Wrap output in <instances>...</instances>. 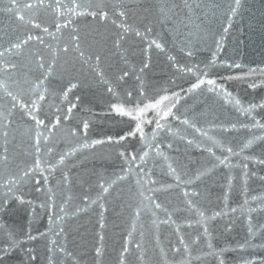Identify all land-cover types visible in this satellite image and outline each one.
Segmentation results:
<instances>
[{
	"label": "water",
	"instance_id": "water-1",
	"mask_svg": "<svg viewBox=\"0 0 264 264\" xmlns=\"http://www.w3.org/2000/svg\"><path fill=\"white\" fill-rule=\"evenodd\" d=\"M96 2L106 6L110 17L113 11L122 9L133 29L143 33L146 28H151V32L146 36L130 32L120 46L115 47L113 42L118 29L112 23L102 22L99 18H78L81 47L86 56L100 55L98 67L103 79L97 73L94 59L85 63L79 60L74 51L59 52L53 65V75L46 81L49 95H46V103L42 105L41 119L47 123L59 115L61 124L54 131L53 141L48 144L53 152L48 154L45 148L42 158L55 163L58 154L74 147L78 150L66 160L65 165L58 166L50 173L45 171L37 175L35 180H39V184L30 177L14 188L15 195L23 196L31 204L16 201L8 187L2 186L9 176L21 175V170L34 160L31 133L27 131L32 122L20 111L14 112V123L8 129L6 145L9 159L0 165V202L4 205V211L0 212V223L4 225L0 229V247L9 243V232L15 234L20 247L5 257L4 264H49V259L52 264H119L120 252L128 239L127 233L132 231L134 209L141 206L142 199L139 195L142 189L136 183L140 179L137 175L139 169L134 164L133 170L128 172V165L121 153L142 154L148 148L139 134L119 143L107 141L109 136L117 140L131 131L136 123L134 119L112 111L111 106L124 104L134 107L136 103L143 106V103L173 93L180 94L179 102L173 109L180 120L170 117L167 127L158 130L154 140L152 133L155 123L144 126L148 142L153 146L158 144L169 159L150 152L147 165L143 167L146 172L151 169L150 175L157 181L147 187L160 188L173 184L171 189L158 192L156 198L172 212L176 224L156 227L152 223L155 217L151 212H142L132 233L133 244L129 246L127 264H180L184 259L190 260L191 264H219L220 257L215 253L222 250L225 264H243L244 260L259 264L260 260H264V207L259 199L252 200V197L264 196V165L245 157L264 159V140L257 139L242 153L230 157L234 165L232 168L219 165L215 160V156L223 157L227 153L224 147L215 146L214 141L239 152L243 144L254 136H264V129L252 127L254 120L264 123V108L257 107L248 115L222 95L208 91L205 85L188 92L187 89L196 83L197 76L181 71V67L206 69L207 78L223 84L245 107L264 102V0H242L238 15L232 17L227 33L223 29L227 27L232 0H189L191 11L184 7L182 0ZM10 6L8 0H0V36L3 37L0 43L5 46L9 38L26 31L42 35L45 44H51L52 49L58 50V45L62 47L64 42L69 41L67 29L53 39L31 25L22 24L15 12L7 11ZM162 7L166 13L161 12ZM168 8H172V11H167ZM24 15L28 18L30 13L25 11ZM33 18L55 32V14L51 8L40 9ZM112 18L120 22L118 16ZM151 40L161 43L163 49L155 46L149 48ZM218 42H221L219 50ZM52 49L31 43L23 56L14 58L19 66L16 78L29 81L40 78L35 56L28 53H39L47 62L52 59ZM214 55L215 62L212 63ZM125 72L128 75L120 79ZM69 80L77 87L64 99L63 91L68 87ZM252 84L257 87H251ZM109 86L114 92L108 91ZM2 103L7 105L8 98L5 97ZM71 103L75 107L66 120L64 117ZM147 118L152 119L153 112L150 111ZM185 118L208 135L204 136L183 124ZM85 121L89 124L86 135L82 131ZM233 124L236 128L231 127ZM93 140L105 142L87 148L79 147L85 142L91 144ZM0 145H3V139H0ZM209 147L213 148L215 156L207 151ZM169 163L183 179L194 178L199 172L211 170L188 186L189 190L195 188L200 193L194 199L205 215H211L214 211L225 213L205 222L210 235H205L203 224L195 223L199 217L185 210L181 191L183 185L175 187L174 178L168 170ZM242 164L248 165L247 178ZM123 172H128L126 178L105 194L102 201L104 209L100 208L99 201L96 204L89 202L100 193L101 182H110ZM44 176H47V181L42 178ZM229 178L232 181L230 190ZM149 194L145 192V195ZM84 197H89V201H85ZM245 200L248 202L245 203ZM41 204L44 207H40ZM62 206L69 215L64 216L60 211ZM84 207L86 211L71 215L76 209ZM233 208L235 212L231 211ZM253 208L256 211L250 212L249 209ZM101 213L104 223L102 230ZM60 216H64V219L60 220ZM157 216L166 219L163 212L157 211ZM187 220L192 221L191 226L186 223ZM250 223L253 227L251 233L248 230ZM177 225L180 226L179 233L176 232ZM60 228L64 229L62 233ZM28 233L36 239L28 240ZM100 234L104 237L103 255L98 257L95 249L99 246ZM179 235H183L185 243L189 245L190 256L183 251ZM197 236L200 239L193 243ZM53 241L56 243L53 244ZM209 242L211 248L208 247ZM245 242L247 247L240 248L239 245ZM135 243L141 244L142 261L138 258L140 250L134 247ZM60 247H64L65 252H60ZM175 247H180L181 252H174ZM28 250H31L34 260H30Z\"/></svg>",
	"mask_w": 264,
	"mask_h": 264
},
{
	"label": "snow or ice",
	"instance_id": "snow-or-ice-1",
	"mask_svg": "<svg viewBox=\"0 0 264 264\" xmlns=\"http://www.w3.org/2000/svg\"><path fill=\"white\" fill-rule=\"evenodd\" d=\"M184 7L189 9V11L192 10V6L189 3V0H182ZM8 3L11 5L9 8H7L8 12H15L17 14L18 20L24 24V25H31L32 28L39 30L41 33L47 34V36L57 39V34H63V31L67 29L70 33L69 41L64 42L63 46L60 47L58 45L57 49H52L51 44H45V39L42 35H34L32 32H24L21 35H17L14 38H9L7 40V46H5L3 43H0V139H3V145H0L2 147V151H0V165H3L4 162H6L8 157V137H9V128L14 123L12 117L15 111H20L25 116L29 117L32 125L27 130L29 133H31V147L34 150L33 156L34 160L31 165H28L26 168L21 170V175H11L7 179V181L2 186H7L8 191L13 194V197L16 201H19L20 203H29L31 204V201H25L23 196L15 195L14 188L22 183L25 182L27 178H32L35 180V177L39 175L42 172L54 171L58 166L65 165L66 160L73 156L78 148L74 147L71 148L68 151L62 152L58 154V159L55 161V163H49L48 161L44 160L42 158V153L44 149L46 148V151L48 154H51L53 152L52 147H48V144L53 141L54 139V131L60 126L61 124V118L59 115H56L53 120H50L46 123L45 119H41V108L44 103H46V95H49V88L46 84V81L49 79L50 76L53 75V65L56 64V58L59 55V52L68 53L70 50L74 51L78 54L79 60L87 63L89 60L95 61V64L97 65V73L103 79V73L99 71V62L101 60L100 55L93 56H86L85 51L81 47V36H80V29L77 26V20L81 17H91L93 19L99 18L102 22H110L112 23L117 29L118 32L114 38V46L119 47L121 44V41L124 40L125 36L135 31V34L137 36H146L148 33L151 32V28H146L145 32H140L139 30L133 29L131 25L127 23V14L124 10L113 11L112 17L118 16L120 18V22L117 23V20L110 17L109 11L106 10V6L97 3L96 0H8ZM55 5V7H53ZM242 6V0H232V3L229 5V19L227 23V27L223 29L225 33H227L228 28L231 27V21L232 17H235L238 15V11ZM172 7L174 8L175 5L173 4ZM51 8L52 11L55 14V20L53 22V26L55 28V32L50 31L49 27L43 26L41 23H38L33 17L40 9H48ZM25 11L29 12L30 15L28 18L25 17L24 13ZM167 11H172V8H168ZM162 13H166V9L164 7L161 8ZM175 14V13H174ZM3 37L0 36V40H2ZM223 40V37H221V42ZM35 42L39 45H45L49 49H52V59L49 61H45L44 57L40 55L39 53H31L29 52V56H35V66L36 69L40 71V78L29 81L28 79H18L17 73L19 70V66L16 62H14V58L21 57L25 54L26 48L31 44ZM221 42L217 43V48L219 50ZM155 46L158 49H163V45L156 40H151L148 44V47L151 48ZM191 55V52L188 53ZM170 59H172L170 57ZM215 62V55L213 56L212 63ZM31 63V61L29 62ZM236 67H239V65H236ZM142 71V70H141ZM181 71L191 72L194 75L197 76L196 83L192 84L189 89H187L188 92H192L196 89L201 88L202 85L207 86L208 91L216 92L219 95H222L229 103L233 104L234 107H237L241 112H244L248 115H251V113L257 108H264V102L257 104H249L247 107H245L239 98L234 97L230 92L227 91V89L224 87L223 84H218L215 79H209L207 78L208 73L207 70H201L198 66H193L189 68H183L181 67ZM251 71V70H250ZM202 73V75H201ZM128 73L125 72L123 76L120 77V79H123L125 76H127ZM233 77H228V79H232ZM239 78V77H237ZM11 81V83H9ZM25 85H28V87H25ZM77 84L73 83L71 80H69L68 87L64 89L63 91V98L67 99L68 93L72 91V89L76 88ZM251 87L255 88L257 87L256 84H252ZM11 89V90H10ZM109 92H114V89L109 86L108 88ZM130 96L131 93H128ZM141 95H143V92H141ZM8 98L7 105L3 104L2 101L4 98ZM180 94L179 93H173L171 96L165 95L159 97V99H155L154 101H149L147 103H143V106H141L140 103H136L134 107H127L124 104H114L111 106L112 111L119 114L120 116H126L129 118H132L135 120V127L127 132L125 135L120 136L117 140H114L113 137L109 136L107 137L108 142H115L119 143L120 141H123L127 139L128 137H136L138 134L139 136L145 141L147 144L148 150L142 151V154H131V155H125L124 153H121L122 156H124L125 162L128 165V172H131L133 170V165L136 164L139 171L137 172V175L140 176V179L136 181V183L141 187V191L139 192L140 197H142L140 201L141 206H137L134 209V217L135 219L132 222V231H129L127 233L128 239L125 241V245L122 248L120 252V259L119 264H127L126 257L130 252V245L133 244L132 241V233L136 229V220H138L145 210L151 212L152 216L155 217L153 219L152 223L154 226L159 227L160 224H176V221L172 219V212L169 211L168 207H166L163 203L158 202L156 198V194L161 191H167L173 187V184H169L164 187L160 188H153V187H147L146 185H153L156 184L157 181L152 179L150 173L151 169H149L147 172L144 170L143 166L147 165L148 157L150 155V152H155L157 156L163 157L165 160H168L169 158L165 155L163 151H161L160 146L157 144L153 146L151 143L148 142L147 137L144 133V126L146 124H152L155 123V129L152 133V139L154 140L155 137L158 134V130H163L168 125V120L170 117L180 120V117L176 115V113L173 111V109L176 107V104L179 102ZM79 99L78 97L76 98ZM75 107L74 103H71L67 107V114L65 115L64 119H69L71 116L72 109ZM57 112L60 111L59 108L56 109ZM153 112V118L148 119L147 114L149 112ZM254 119V118H253ZM183 124L189 125L190 127L194 128L196 132L201 133L204 136H207V132L202 131V129L197 128L195 124H191L190 121L185 118L182 120ZM89 127V124L87 121L83 122L82 131L83 134L86 135L87 129ZM232 128H236V125H231ZM241 127H248V125H241ZM252 127H257L260 129H264V123H260L259 121H255L252 124ZM73 134H75V130L73 131ZM209 139H212L209 137ZM264 140V136L260 137H253L252 139L248 140L246 143L243 144V147L240 148L239 152H235L232 147H225L223 145H220L218 141H214L215 146L224 147L225 152L227 155L220 157L215 156V153L213 152V148L209 147L207 148V151L215 156V160L218 162L219 165H224L228 168L234 167L232 165L230 157L239 155L244 151V149L249 148L255 140ZM103 140H93L91 141V144L85 142L83 145L79 147H90L96 144L104 143ZM189 143H192V141H189ZM168 147H171V145H168ZM245 159L248 160H255L257 163L264 165V159L254 158V157H245ZM137 161H139V164H137ZM215 167V165H214ZM241 167L244 169V176L247 178L248 172L247 164H242ZM168 170L172 177L174 178V185L177 188H180L182 185V195L184 197V204H185V210L190 213H195L199 219L195 221L197 224H203L204 225V233L205 235H210L208 232V228L206 225V221L215 219L216 217L222 216L225 213L223 211H214L211 213V215H205V211L202 210L198 206V202L195 201L194 198L198 197L200 195L199 192L196 191L195 188H192L189 190L188 186L192 185L196 180H199L201 176L206 175L209 170H206L205 172H199L195 175L194 178H188L183 179L181 174L177 172L176 168L172 166V164H168ZM128 172H123L122 174L116 175L115 179H112L110 182L104 183L101 182L99 187L101 189L100 193L97 195L96 199L90 200L89 197H84L85 201H89L91 204H96L98 201L100 203V208L104 209V204L102 203L105 194H108L110 189L113 188L114 185H116L119 181L126 178ZM143 174L142 176L140 174ZM45 181H47V176L42 177ZM2 179V177H0ZM65 179L67 177L65 176ZM37 184H39V180H35ZM231 178L228 180V188L231 189ZM51 191V189H49ZM145 192L150 193L149 195H145ZM259 199L261 202V206L264 207V196L256 197L253 196L252 200ZM225 200H227V195L225 196ZM145 201L147 203H145ZM248 201L245 200V203ZM65 204H67V201H65ZM40 207H44L43 204L40 205ZM86 207L84 208H78L75 212L71 213V215H75L78 212L86 211ZM4 211V205L2 202H0V212ZM60 211L64 213V216L69 215V213L65 210V207H61ZM157 211L163 212L166 219H160L157 216ZM231 211L235 212L236 209L233 208ZM250 212L256 211V209H249ZM64 216H60L59 219L63 220ZM50 223L52 222L51 217L49 218ZM249 220H251V217H249ZM186 223L191 226L192 221L187 220ZM4 225L0 223V229H2ZM264 227V226H262ZM100 228L101 230L104 228L103 223V213H101L100 217ZM249 232H253V227L250 223L249 225ZM64 231L63 228H60V232L62 233ZM180 226H176V232L179 233ZM43 235V234H41ZM9 236V243L7 246L0 247V264H4L5 257L9 256L12 252L17 250L20 247V242L17 241L15 234L13 232L8 233ZM28 240H34L36 239L35 236L31 235V233L27 234ZM180 245L183 246V251L188 254V256L191 255L189 251V245L185 243L183 235L178 236ZM200 239L199 236L195 238L193 243L198 241ZM103 241L104 237L102 234L99 235V246L96 247L95 252L97 256L103 255ZM56 242L53 241V244ZM134 247L137 250H140V256L138 257L141 261L143 260V251L141 248V244L135 243ZM208 247L211 248L212 245L209 242ZM240 248L247 247V242L244 244L239 245ZM60 252H65L64 247L59 248ZM163 251V250H162ZM173 251L176 253L181 252L180 247L173 248ZM28 255L30 260H34L35 257L31 255V250H28ZM68 255H71V253H68ZM219 258V264H225V261L223 259V250L219 253H215ZM49 264H52L51 259H49ZM180 264H191V261L188 259H184L180 261ZM243 264H256V261L253 260H244ZM259 264H264V260H260Z\"/></svg>",
	"mask_w": 264,
	"mask_h": 264
}]
</instances>
